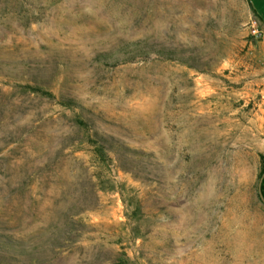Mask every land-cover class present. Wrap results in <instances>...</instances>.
<instances>
[{
    "label": "rangeland",
    "instance_id": "obj_1",
    "mask_svg": "<svg viewBox=\"0 0 264 264\" xmlns=\"http://www.w3.org/2000/svg\"><path fill=\"white\" fill-rule=\"evenodd\" d=\"M259 154L264 0H0V234L46 264H264Z\"/></svg>",
    "mask_w": 264,
    "mask_h": 264
},
{
    "label": "trees",
    "instance_id": "obj_2",
    "mask_svg": "<svg viewBox=\"0 0 264 264\" xmlns=\"http://www.w3.org/2000/svg\"><path fill=\"white\" fill-rule=\"evenodd\" d=\"M133 52L143 54L144 50L141 47H136ZM158 53L161 55L160 57L162 59H172L170 58L171 56H168L169 54L163 51H159ZM49 95L50 94H48V96ZM76 123L82 122L77 120ZM96 153L100 156L106 155L102 146H97ZM259 163V173L261 174L264 171V155L262 154H259ZM260 190L264 199V175L262 177ZM134 209L138 210V206ZM49 260L50 258H48V261ZM46 261V255L37 252L27 241L0 234V264H46ZM55 264H57V262Z\"/></svg>",
    "mask_w": 264,
    "mask_h": 264
},
{
    "label": "water",
    "instance_id": "obj_3",
    "mask_svg": "<svg viewBox=\"0 0 264 264\" xmlns=\"http://www.w3.org/2000/svg\"><path fill=\"white\" fill-rule=\"evenodd\" d=\"M263 175H264V171L260 174V176L258 178L257 185H256V191H257V196H258L259 200L264 204V199L262 197L261 190H260Z\"/></svg>",
    "mask_w": 264,
    "mask_h": 264
},
{
    "label": "built area",
    "instance_id": "obj_4",
    "mask_svg": "<svg viewBox=\"0 0 264 264\" xmlns=\"http://www.w3.org/2000/svg\"><path fill=\"white\" fill-rule=\"evenodd\" d=\"M250 33L254 37L258 36V32H257L256 28L253 25H250Z\"/></svg>",
    "mask_w": 264,
    "mask_h": 264
}]
</instances>
